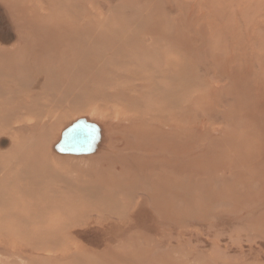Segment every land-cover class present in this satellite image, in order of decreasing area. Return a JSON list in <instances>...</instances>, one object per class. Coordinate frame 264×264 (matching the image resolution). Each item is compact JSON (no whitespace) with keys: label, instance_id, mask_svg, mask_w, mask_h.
Here are the masks:
<instances>
[{"label":"rangeland","instance_id":"374dc122","mask_svg":"<svg viewBox=\"0 0 264 264\" xmlns=\"http://www.w3.org/2000/svg\"><path fill=\"white\" fill-rule=\"evenodd\" d=\"M0 264H264V0H0Z\"/></svg>","mask_w":264,"mask_h":264}]
</instances>
